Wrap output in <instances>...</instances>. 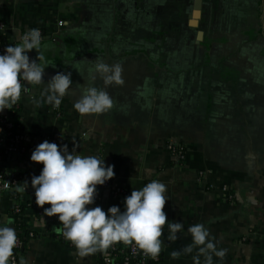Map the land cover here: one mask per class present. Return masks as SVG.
I'll return each instance as SVG.
<instances>
[{
	"label": "crops",
	"instance_id": "1",
	"mask_svg": "<svg viewBox=\"0 0 264 264\" xmlns=\"http://www.w3.org/2000/svg\"><path fill=\"white\" fill-rule=\"evenodd\" d=\"M0 21L9 47L45 34L8 68L28 94L0 95L32 151L0 159L7 178L100 170L126 194L106 190L101 216L149 227L160 264H264V0H0ZM31 195L0 191V230L35 235L21 264H101L94 240L57 239L77 218Z\"/></svg>",
	"mask_w": 264,
	"mask_h": 264
},
{
	"label": "built area",
	"instance_id": "2",
	"mask_svg": "<svg viewBox=\"0 0 264 264\" xmlns=\"http://www.w3.org/2000/svg\"><path fill=\"white\" fill-rule=\"evenodd\" d=\"M65 22L59 21L60 27ZM6 25L0 21V95L3 90L11 86H19L24 94L29 90L25 88L20 79L9 76L8 68L14 61L28 49L35 47L45 39L42 29L25 32L21 36V42L9 47L3 38ZM2 82V83H1ZM18 106H8L0 114V149L5 156L20 158L26 153V147L19 148L23 139L21 125L16 121ZM53 146L58 145L56 139L52 140ZM171 152L173 162L180 166L185 160V147L172 145ZM48 174L40 181L30 177L28 183L19 185L18 178L8 179L0 172V191L15 194L18 191L32 194L33 198L41 197L45 207L39 214L44 217L58 219L62 210L71 213L73 218L79 220V224L89 226L85 241L94 240L101 248V264H160L161 250L157 246L153 231L144 224L135 222L128 212H122L116 217L101 216L103 193L108 190L114 199L124 197L126 194L112 186L105 175L96 170L83 178L77 169L67 167L63 170L48 168ZM16 213H20V207H16ZM105 217V219H102ZM78 224V225H79ZM62 225L57 239L75 247L80 242L78 226ZM33 233L29 239H34ZM4 237L0 242V254L7 264H21L20 253L24 244L19 238L14 242V248H8L4 253Z\"/></svg>",
	"mask_w": 264,
	"mask_h": 264
},
{
	"label": "trees",
	"instance_id": "3",
	"mask_svg": "<svg viewBox=\"0 0 264 264\" xmlns=\"http://www.w3.org/2000/svg\"><path fill=\"white\" fill-rule=\"evenodd\" d=\"M2 83V82H1ZM4 91V90H3ZM26 147V153L24 154L23 158L24 159H32V151L31 148H28L25 143H24V138L21 141V144L19 145V148L21 147ZM2 154V150L0 149V155ZM10 159H12V157L10 156H5L3 158V162L7 163ZM73 168V167H70ZM0 172L3 173L2 168H0ZM48 174V170L47 169H41L38 171H34L32 174L29 173H23V174H17L15 178H19V185L22 183H28L30 177H34L35 181H40L43 176H46ZM19 176V177H17ZM8 179H13V178H8ZM32 206L36 207L38 209V211H40V209H43L45 207V202L41 197H37L34 202L32 203ZM89 226H86L84 224H79L76 227V231L79 232V237H80V242L78 245H81V243H84V239L85 236L87 235V232L89 230L88 228ZM29 234L26 235H22V234H12L10 231L8 230H0V242H2V237H4V247L1 249V252L4 253L5 250H7L8 248H14V242L16 241V239H20L24 244H27L28 239H29ZM77 245V246H78ZM19 253H21V249L17 250Z\"/></svg>",
	"mask_w": 264,
	"mask_h": 264
},
{
	"label": "water",
	"instance_id": "4",
	"mask_svg": "<svg viewBox=\"0 0 264 264\" xmlns=\"http://www.w3.org/2000/svg\"><path fill=\"white\" fill-rule=\"evenodd\" d=\"M25 248H26V245H24V246L22 247L21 251L23 252V251L25 250Z\"/></svg>",
	"mask_w": 264,
	"mask_h": 264
},
{
	"label": "rangeland",
	"instance_id": "5",
	"mask_svg": "<svg viewBox=\"0 0 264 264\" xmlns=\"http://www.w3.org/2000/svg\"><path fill=\"white\" fill-rule=\"evenodd\" d=\"M22 252V251H21Z\"/></svg>",
	"mask_w": 264,
	"mask_h": 264
}]
</instances>
